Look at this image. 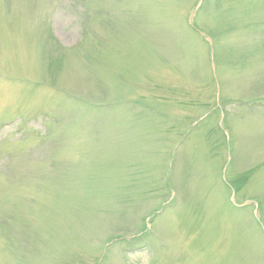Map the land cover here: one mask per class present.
<instances>
[{"label":"rangeland","instance_id":"rangeland-1","mask_svg":"<svg viewBox=\"0 0 264 264\" xmlns=\"http://www.w3.org/2000/svg\"><path fill=\"white\" fill-rule=\"evenodd\" d=\"M0 264H264V0H0Z\"/></svg>","mask_w":264,"mask_h":264}]
</instances>
